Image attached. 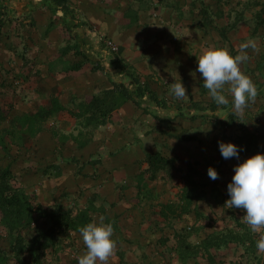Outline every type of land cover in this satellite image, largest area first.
Here are the masks:
<instances>
[{
    "label": "crops",
    "instance_id": "obj_1",
    "mask_svg": "<svg viewBox=\"0 0 264 264\" xmlns=\"http://www.w3.org/2000/svg\"><path fill=\"white\" fill-rule=\"evenodd\" d=\"M60 1L61 4L57 5L56 0H22L17 2L19 7L16 9L0 4L6 13L16 15V19L27 15L38 21L32 31L25 22L17 26L14 22L7 23L2 28V33L11 32L13 27V30L25 33L17 37V33L12 32L9 36L18 39L16 46L26 42V46L33 49L27 54L31 59H17L16 70L12 72L14 77L34 81L35 87L26 89V93L18 95L19 98L16 96L18 99L14 102L19 107L25 100L32 107L39 99H48L49 106L50 99L56 98L62 106L58 113H74L68 118L72 120L70 125L73 128L86 116L88 121L97 123V141L87 151L80 149L66 154L55 151L54 141L48 138L44 143L50 150L39 156L43 162L54 160L56 167L50 164L43 172H36L38 163L34 162L29 173H37L32 177L36 182L29 186L22 180L21 186L34 190L38 188L37 184H43L48 189L41 194L59 197L60 187L66 183L70 194L78 198L83 208L93 204L97 211L105 209L114 222L113 237L126 234L131 243L127 248L129 252L137 253V250L149 257L158 252L161 257L168 247L163 245V237L168 236L169 244H176L177 248L178 229L190 228L192 212L181 213L186 220L179 221V211L162 210V206L177 207L178 187L157 180L144 179L141 182L147 173L144 172L146 154L159 152L166 156L168 152L174 155L180 153V146H183L187 151L184 158L196 159L200 155L198 151L206 158L210 155L209 148L205 155L207 145L223 136L220 126L212 132L208 121L194 117L195 106L199 108L196 98L201 97L204 101L209 92L203 85L201 74L196 71L197 59H188V55H184L187 42L192 38L187 33L189 27L185 23L175 25L172 22L174 17L177 19L172 8L167 17L155 18L162 22H155L157 13H149L160 0ZM148 17L149 24L141 23ZM98 34L111 38L118 46L117 59H106L109 58L107 54L94 53L101 52ZM88 39L92 43L88 44ZM181 57L184 59H179ZM180 80L187 94L183 99H177L171 91L172 83ZM136 83L161 103H152L144 96L138 105L127 100L112 110L111 113L118 115L116 119L109 113L97 120L88 119L90 112H85L86 107L96 110L107 106H101L96 100L103 98L105 91L114 88L115 84L132 88ZM244 111L252 113L248 105ZM58 119L56 115L48 124H55ZM262 124L260 128L264 127V122ZM241 127L242 124L236 122L230 133L225 131L224 136H232V143L243 148L241 138H245L248 132H241ZM72 154H78L83 161L90 163L81 164L82 170L79 171V167L61 162ZM241 154L242 151L236 162L243 159ZM20 171L17 170V174H21ZM223 171L229 170L225 168ZM223 185L222 190L227 191L228 184ZM187 202L188 199L186 205ZM194 205L192 200L191 207ZM152 207L154 211L149 213ZM178 221L181 224H177Z\"/></svg>",
    "mask_w": 264,
    "mask_h": 264
},
{
    "label": "rangeland",
    "instance_id": "obj_2",
    "mask_svg": "<svg viewBox=\"0 0 264 264\" xmlns=\"http://www.w3.org/2000/svg\"><path fill=\"white\" fill-rule=\"evenodd\" d=\"M18 1L22 0H2L0 4L5 3L16 9L19 7ZM155 4L154 7L149 6L153 7L150 15L157 13L154 20L157 17H167L172 8V13L177 14V19L174 17L172 22L175 25L185 23L189 27L187 33L192 38L187 42V50L184 51L188 59L199 58L211 47L226 48L231 55L236 56L240 54L242 43L254 41L256 50L246 49L249 58L240 64V70L255 84L257 96L248 103V107L252 109L251 114H248L250 111L238 113L233 108L232 94L227 91V86L224 91L229 100L227 105H217L210 95L204 101L201 97L196 98L199 108L195 106L194 117L208 121L212 132L220 126L223 136L207 145L205 155L208 148L210 155L206 158L201 156L200 151L196 159L184 158L187 151L183 146H180L178 154L175 152L170 155L166 152V156L177 159L176 164L165 173L163 179L157 180L162 184L178 187L177 207L161 208L163 211H179V221L186 220L181 213L191 211L190 228L179 227L177 248L176 244H169L168 236L163 237V245L168 247L163 250L161 257L158 252L155 256L150 255L151 257L137 250V253L129 252L127 248H130L131 243L126 234L113 237L116 247L107 264H264V251L258 250L256 246L257 240L264 235V227L253 231L244 221L243 209L229 208L225 204L229 196L227 191L222 190L223 184L231 182L234 165L239 161L236 162L235 158L224 159L218 148L219 141H234L232 136H224V133H230V129L237 122L242 124L239 128L241 132H248L245 138H241L244 145L241 162L256 153H264V127L260 128L264 122V0H160ZM15 16L5 12V24L14 22L17 26L18 23L25 22L29 31L36 29L37 20L34 21L27 15L18 19ZM150 21V17L143 18L141 23L149 24ZM155 22L162 21L159 19ZM13 29L0 36V169H11L13 176L10 183L26 200L28 207H25L23 213H19L0 204V264H78L77 257L86 252L79 229L89 222H99L100 217H104V222L112 223L114 227L110 216L105 213V209L97 211L93 204L83 208L78 198L70 194L66 183L60 187L59 197L41 194L48 189L46 185L37 184L38 188L29 190L22 187L21 183L23 180L24 184L30 186L32 182H36L32 179L36 172H43L47 169L45 166L50 164L56 167L54 160L43 162L40 159L39 155L50 150L44 141L52 139L54 150L61 153L67 154L80 149L87 151L97 141V123L88 121L86 116V119L77 122L78 126L73 128L70 125L72 120L68 119L73 112L56 113L46 119L45 123L34 121L32 115L38 108H47L48 99H39L32 107L25 100L19 107L16 106L14 99L26 93V89L35 87V84L26 78L14 77L12 71L16 70L14 65L17 64V59H31L27 54L33 49L26 46V42L16 46L18 39H11L9 35L13 32L20 37L25 33ZM98 37L101 52L94 53L107 54L109 58L106 59H117L116 52L106 48L103 35L98 34ZM87 43L92 42L88 39ZM177 47L181 49L180 46ZM115 114L116 112L113 115ZM56 115L59 116L58 122L48 124ZM257 135L260 137H256ZM34 162L42 166L37 164L36 172L29 173ZM61 162L75 165L79 167V171L82 170L81 164L90 163L83 161L78 154L66 156ZM209 167L217 171L218 179L212 180L208 176ZM225 168L229 171L222 172ZM17 170H21V174H17ZM144 174L141 182L148 177V173ZM192 200L195 203L193 207ZM152 211L153 207L149 213ZM99 212L102 215H98ZM54 217L61 218L55 225ZM179 221L177 224H181Z\"/></svg>",
    "mask_w": 264,
    "mask_h": 264
},
{
    "label": "clouds",
    "instance_id": "obj_3",
    "mask_svg": "<svg viewBox=\"0 0 264 264\" xmlns=\"http://www.w3.org/2000/svg\"><path fill=\"white\" fill-rule=\"evenodd\" d=\"M256 50V44L248 40L240 45V54L233 56L228 49L211 47L197 58V68L204 87L217 105H227L228 98L224 95L225 86L232 94V106L237 112H243L251 100L257 96L253 81L240 70V64L248 60L246 49ZM172 94L177 99L187 96L181 82L171 85ZM218 148L224 159L240 160L241 146L231 142H218ZM212 180L218 179L213 167L207 169ZM229 199L225 204L229 208L243 209L244 221L253 231L264 227V153H256L234 165V174L227 185ZM86 252L77 257L78 264H107L112 256L116 241L112 238V223H105L104 217L99 222H89L79 229ZM258 250L264 251V235L256 242Z\"/></svg>",
    "mask_w": 264,
    "mask_h": 264
},
{
    "label": "trees",
    "instance_id": "obj_4",
    "mask_svg": "<svg viewBox=\"0 0 264 264\" xmlns=\"http://www.w3.org/2000/svg\"><path fill=\"white\" fill-rule=\"evenodd\" d=\"M57 5L61 4L60 0H56ZM5 11L3 7L0 6V36L2 34V28L5 24L4 19ZM133 83V81H132ZM147 97L152 103L160 104L159 101L154 95L149 94L145 87L138 85L137 83L132 87L128 88L123 86L122 84H115L114 88L105 91L103 98L96 99L99 100L101 106H107L102 108H96V110H91L89 107H86L85 112L91 111L88 119H99L103 116H106L108 113L113 118H117V113L115 115L114 112L111 113L112 110L118 108L122 103L130 100L134 105H138L144 98ZM107 102V103H106ZM62 109V106L58 102L56 98L50 99V105L45 109H39L36 111L32 118L36 122H43L46 119L52 117L54 114L58 113ZM87 110V111H86ZM109 111V112H108ZM83 113V112H82ZM84 114V113H83ZM96 118V119H95ZM90 121V120H89ZM96 122V121H94ZM175 157L164 156L159 152H151L146 154L145 163L146 168L144 172L148 173L147 179L149 180H158L163 179L165 173L168 172L170 168H173L176 164ZM13 173L9 167H3L0 169V204L8 206V208H12L19 213H23L26 206V200L23 199L22 195H20L11 185L10 181L12 180ZM61 218L54 217L53 224L59 223Z\"/></svg>",
    "mask_w": 264,
    "mask_h": 264
},
{
    "label": "built area",
    "instance_id": "obj_5",
    "mask_svg": "<svg viewBox=\"0 0 264 264\" xmlns=\"http://www.w3.org/2000/svg\"><path fill=\"white\" fill-rule=\"evenodd\" d=\"M102 40L105 43V46L112 52H117L118 51V46L107 36H103Z\"/></svg>",
    "mask_w": 264,
    "mask_h": 264
}]
</instances>
